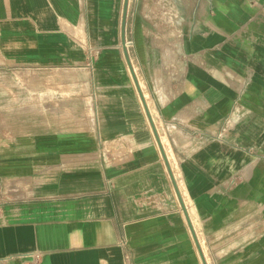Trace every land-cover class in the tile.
Here are the masks:
<instances>
[{
    "label": "crops",
    "instance_id": "crops-1",
    "mask_svg": "<svg viewBox=\"0 0 264 264\" xmlns=\"http://www.w3.org/2000/svg\"><path fill=\"white\" fill-rule=\"evenodd\" d=\"M122 7L0 0V112L23 115L0 137V264H202ZM125 42L202 247L246 203L262 215L264 0H127ZM253 242L229 264H264Z\"/></svg>",
    "mask_w": 264,
    "mask_h": 264
},
{
    "label": "rangeland",
    "instance_id": "rangeland-1",
    "mask_svg": "<svg viewBox=\"0 0 264 264\" xmlns=\"http://www.w3.org/2000/svg\"><path fill=\"white\" fill-rule=\"evenodd\" d=\"M2 104H4V102L2 103V99H0V105ZM13 105H15V102L13 103ZM17 117H20L19 119H21L23 115L0 112V137L1 134L4 136L7 135L5 128L9 126L10 123H14ZM26 118L30 119V115H27ZM180 193L188 210L191 222L193 223V226L196 230V227L198 229L200 228V226L196 225L195 227L194 225L192 209L189 208V194L184 190V188H180ZM232 214H238V216H240L241 223L240 225H229L228 231L226 232L227 235L223 236V234H218V232L214 233V231H212V228L210 230H207L205 232V235L200 231L202 233L200 234L201 238H205V242H203V247L205 248V251L202 247V241L200 238L199 243L201 245V249L205 257L206 263L208 258L209 264H229L232 259H238L241 256L244 257L246 255L245 253H247L253 248V239L255 238V234H262L264 237V224L263 226L257 228L255 222L257 218L262 216V220L264 223V208L262 215L259 214L257 218L255 208H252L251 204L249 203H246L245 206H243L241 209L239 208L235 210ZM233 221L235 222V220ZM258 222L261 221L258 220ZM225 237L228 239L226 243L224 242ZM252 237L253 239H251ZM229 239H231L230 242Z\"/></svg>",
    "mask_w": 264,
    "mask_h": 264
},
{
    "label": "water",
    "instance_id": "water-1",
    "mask_svg": "<svg viewBox=\"0 0 264 264\" xmlns=\"http://www.w3.org/2000/svg\"><path fill=\"white\" fill-rule=\"evenodd\" d=\"M126 7H127V0H123L122 15H121L120 37H121V45H122V50H123V53H124V56H125V60L127 62L129 71H130L131 76L133 78V81L135 83V86H136L137 92L139 94V97L141 99V103L143 105V108L145 110V113H146V115L148 117V120H149V122L151 124V128H152L153 135H154L155 140H156V143L158 145V148H159L161 157H162V159H163V161L165 163L166 169L168 171V174H169L170 180L172 182L173 188L175 190V193L177 195V198H178V200L180 202V206H181V209H182V211L184 213V216H185L187 225L189 227L190 233H191V235L193 237V240H194V243H195V245L197 247V251H198L199 257L201 259L202 264H206V260L204 258L203 252L201 250V247H200V244H199V241H198V238H197L195 229H194V227L192 225V222H191V219H190L188 210H187V208L185 206V203L183 201L182 195H181L180 190H179V186H178L177 181L175 179V176L173 174V171H172L170 162L168 160L167 154H166L165 149H164V147H163V145L161 143V140H160L158 131H157L156 127H155V124L153 122V118H152V116L150 114V111H149V109L147 107V104H146V101L144 99L142 90H141V88L139 86V83L137 81L135 72L133 70L132 64L130 62V59H129V56H128V53H127L126 42H125V14H126Z\"/></svg>",
    "mask_w": 264,
    "mask_h": 264
}]
</instances>
